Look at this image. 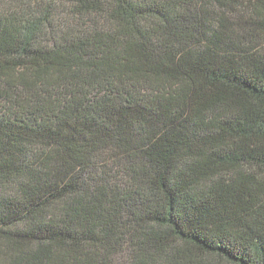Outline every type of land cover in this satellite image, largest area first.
<instances>
[{
    "label": "trees",
    "instance_id": "obj_1",
    "mask_svg": "<svg viewBox=\"0 0 264 264\" xmlns=\"http://www.w3.org/2000/svg\"><path fill=\"white\" fill-rule=\"evenodd\" d=\"M0 264H264V0H0Z\"/></svg>",
    "mask_w": 264,
    "mask_h": 264
},
{
    "label": "rangeland",
    "instance_id": "obj_2",
    "mask_svg": "<svg viewBox=\"0 0 264 264\" xmlns=\"http://www.w3.org/2000/svg\"><path fill=\"white\" fill-rule=\"evenodd\" d=\"M61 18V16H58V19H60Z\"/></svg>",
    "mask_w": 264,
    "mask_h": 264
}]
</instances>
